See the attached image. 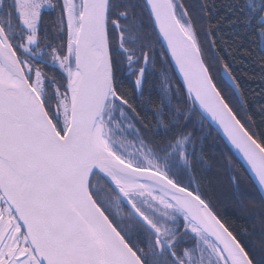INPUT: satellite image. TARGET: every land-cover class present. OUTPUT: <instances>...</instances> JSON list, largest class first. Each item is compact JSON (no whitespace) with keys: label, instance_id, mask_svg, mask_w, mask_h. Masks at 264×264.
<instances>
[{"label":"snow or ice","instance_id":"6c2138e0","mask_svg":"<svg viewBox=\"0 0 264 264\" xmlns=\"http://www.w3.org/2000/svg\"><path fill=\"white\" fill-rule=\"evenodd\" d=\"M232 50L264 79V0H0V264H264V90Z\"/></svg>","mask_w":264,"mask_h":264},{"label":"trees","instance_id":"16d2710c","mask_svg":"<svg viewBox=\"0 0 264 264\" xmlns=\"http://www.w3.org/2000/svg\"><path fill=\"white\" fill-rule=\"evenodd\" d=\"M217 3H220V0H217ZM51 20V17H48ZM233 51V55L236 56L235 61L229 62L232 64L233 70L237 76L241 78L243 88L247 93V99L250 102V108L255 110L256 101L259 100L258 97H255V93L264 90V79L261 78L262 74L259 70L258 65H256L253 61V57H246L241 59V56H244V53L236 54L235 50ZM221 55H225V53H221ZM214 56L212 51H209L207 58L211 60ZM227 58V56H226ZM172 76L170 71H165L163 66L158 64L156 69L153 71V74L150 77V82L145 87V97L151 99L152 103L148 105V110L146 115L149 120L153 121V127H155V117L152 115V112L156 110L158 107L162 94L168 86V78ZM216 78L219 83V86L222 89H227L228 91L232 90L231 81L224 76L219 69L216 72ZM172 85H176L175 78L172 79ZM205 131L210 130V135L207 137L206 147L208 150L209 159H213L215 157H219L221 159L228 157L236 162V168L242 164L239 160L235 152L229 146L227 141L224 139L220 131L215 127L211 120H206L204 122ZM244 166V165H243ZM213 174L210 173V178ZM220 195L222 197L223 203L221 205V212L225 216V218L234 223L238 228L246 227L250 233L253 232V229L257 227L256 223H253L251 220L245 221L241 218L240 214H238L230 202V197L232 194V185L229 181L227 172L225 171L221 177L220 184Z\"/></svg>","mask_w":264,"mask_h":264},{"label":"water","instance_id":"95a60500","mask_svg":"<svg viewBox=\"0 0 264 264\" xmlns=\"http://www.w3.org/2000/svg\"><path fill=\"white\" fill-rule=\"evenodd\" d=\"M213 124L215 125V127L220 131V133L222 134V136L224 137V139L227 141V143L229 144V146L232 148V150L235 152V154L237 155V157L239 158V160L242 162V164L244 165V167H247L246 164H244V161L242 159L241 154L234 148L233 145H231V143L229 142V140L227 139L226 135L223 133L222 129H220L215 122H213Z\"/></svg>","mask_w":264,"mask_h":264},{"label":"flooded vegetation","instance_id":"af4514ba","mask_svg":"<svg viewBox=\"0 0 264 264\" xmlns=\"http://www.w3.org/2000/svg\"><path fill=\"white\" fill-rule=\"evenodd\" d=\"M154 71V70H153Z\"/></svg>","mask_w":264,"mask_h":264}]
</instances>
